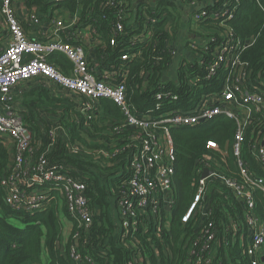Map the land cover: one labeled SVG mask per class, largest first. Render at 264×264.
I'll list each match as a JSON object with an SVG mask.
<instances>
[{
  "label": "built area",
  "instance_id": "built-area-1",
  "mask_svg": "<svg viewBox=\"0 0 264 264\" xmlns=\"http://www.w3.org/2000/svg\"><path fill=\"white\" fill-rule=\"evenodd\" d=\"M130 1L108 0L106 4L124 5ZM184 1L193 7L194 19L199 25L216 24L215 27L200 26L205 32L202 42L189 43L192 50L202 48L211 57L204 78L210 80L219 71L223 73L208 89L198 87L200 76L194 84L185 79V86L202 89L198 97L190 98L187 103L179 95L158 92L154 96L155 105L139 111L127 98L126 82L112 83L109 72L98 76L96 67L89 63L85 45L75 46L67 39L79 25L80 15L69 23L59 16L52 21L61 39L36 40L27 35L21 24L16 0H0V16L7 24V44L0 48V137H5L13 147L12 162L1 181L4 201L21 214L35 215L43 212L52 195L57 194L59 203L63 200L77 225L74 239L79 237V229L88 231L94 222L95 212L90 205L86 181L74 173L72 166L52 159L49 156L52 148L43 149L44 139L35 143L24 117L15 110L11 94L20 82L43 77L72 96H82L76 106L85 120L95 117L102 98L110 99L121 110L122 123L114 127L113 137L104 142L109 151L96 152L72 140L60 124L49 130L47 145H56L58 133L62 131L69 154L101 153L108 157L107 165L115 167L111 177L117 180L112 189L116 213L111 235L128 248L127 239L136 237L138 232L160 236L164 227L170 229L177 203V149L173 130L195 128L220 118L230 119L237 125L232 142L223 146L210 141L209 150L194 172L196 191L181 217L184 226L191 224L199 230L190 243L187 264H215L221 246L229 244L227 234L231 228L235 234L240 232L242 245L246 242L250 264H264V217L258 210L257 199L258 193L264 197V80L253 83L246 69L248 64L241 59V53L254 39L241 38L230 26L240 11L241 0H221L220 5L217 0L210 6L202 5L204 0ZM119 17L124 18L122 13ZM88 29L91 34L97 33L91 26ZM211 29L219 30V34H212ZM117 30H123L121 22ZM78 36L83 37L81 32ZM171 48L175 57L177 52ZM56 52L65 54L73 62L72 74L50 62L49 55ZM174 101L178 103L172 106ZM206 170L210 173L204 175ZM223 188L242 203V228L237 222L229 226L224 218V207L216 201V196L225 194ZM138 243H134L137 253L128 264L145 262ZM70 257L76 264H95L90 255L80 251V246L71 245Z\"/></svg>",
  "mask_w": 264,
  "mask_h": 264
},
{
  "label": "trees",
  "instance_id": "trees-1",
  "mask_svg": "<svg viewBox=\"0 0 264 264\" xmlns=\"http://www.w3.org/2000/svg\"><path fill=\"white\" fill-rule=\"evenodd\" d=\"M107 1L26 0V3L29 7L36 6L42 16H49L50 11L61 7L69 9L72 13L79 11L81 16L79 25L91 26L100 32L90 58L95 56L100 69L105 71L104 73L112 74L113 80H110L112 83L123 80L126 82L127 98L139 111L154 106V96L158 92L179 95V99L185 103L190 98L198 97L202 89L197 86H185L184 80L187 76H200L198 87L204 86L208 89L215 85L217 77L222 75L223 70L210 80L204 78L206 65L211 57L205 54L202 48L197 51L201 57L199 60L194 62L183 60L180 63L181 86H177L174 81L163 80L174 58L169 42L181 25V15L174 14L168 9V0L161 1L156 9L145 7L144 4L136 18L134 28L127 24L130 18V3L125 2L121 5L116 2L114 5H107ZM220 4L221 0L218 5ZM240 5V11L230 26L241 38L254 39L253 44L241 53V59L248 64L246 69L250 79L253 83H259L264 80V0H241ZM120 13L124 18L119 17ZM120 22L123 24L121 31L117 30ZM200 26L215 27L216 24L211 22ZM73 32L76 33L75 30ZM202 32L205 34L203 30ZM209 32L214 35L219 34V30L211 29ZM145 36V41H140ZM49 59L62 71L69 72L72 66L70 59L63 53L54 54ZM69 100L62 101L44 91L38 98L40 103L63 109L61 121L68 128L72 139L83 141L85 145L88 144V148L96 152L100 149H104V152L109 151L110 147L103 141L110 140L113 137L114 127L119 126L123 121L119 107L110 99L102 98L95 117L89 120L81 117L78 123L69 119L70 110L75 103ZM174 103L172 106L177 105L178 102L174 101ZM236 131V123L225 118L195 128L173 130L177 149V203L170 229L164 227L160 236L138 232L136 237L127 239L130 248L119 240H114L111 235L115 223L109 210L115 197L112 189L116 186L117 180L111 177L114 175L115 167L107 165L108 157L105 154L74 156L69 154L65 146H59L49 153L52 159L64 161L72 166L74 173L86 181L90 205L95 212L91 228L88 231L79 229L80 235L74 239L73 235L77 231L75 224L68 243L61 246L64 226L59 216L61 205L57 194L52 195L43 212L35 215L21 214L5 203L1 181L10 163V153L3 139L0 138V264H44L45 261L47 264H76L70 257L71 245L80 246V251L90 255L95 264H128L137 253V248L134 246L137 241L140 242L138 245L145 257L144 264H187L190 243L198 235L199 230L193 228L191 224L184 226L181 217L196 191L193 185L194 172L199 167L204 153L209 150L207 144L210 141L224 146L226 142H232ZM115 135L117 138L120 136L116 133ZM90 140H100L102 143H92ZM232 159L231 156V162ZM223 191L225 194L216 196V201L224 207L223 215L227 224L233 227L237 222L242 228L244 218L241 201L230 195L225 188ZM258 194V210L264 217V197ZM64 209L67 213V206H64ZM227 237L229 244L221 246L215 264H250V257L244 252L240 232L235 234L234 229L231 228Z\"/></svg>",
  "mask_w": 264,
  "mask_h": 264
},
{
  "label": "crops",
  "instance_id": "crops-1",
  "mask_svg": "<svg viewBox=\"0 0 264 264\" xmlns=\"http://www.w3.org/2000/svg\"><path fill=\"white\" fill-rule=\"evenodd\" d=\"M161 1L163 0H144V1L132 0L130 2V9H129L130 18L127 24L130 27L134 28L135 23H136V18L139 15L140 11L142 10V6L145 4L146 5L145 7L156 9L157 6L161 4ZM215 1L217 0H204L202 2V5L208 4V6H210ZM168 2H169L168 9L172 6L178 5L179 9L182 12L183 17H181V25L177 31V34L174 35V38L169 42L170 47H173L175 49V51L177 52V55L173 58L168 70L166 71L164 75V78L165 76H168L169 78L167 80H164L163 78V80L165 82L174 81L175 84L179 86V65L180 63L183 60H187L188 62H194L201 58L200 54L197 52L198 50H192L189 46V43L192 40L202 42L204 33L200 29L199 23L196 22V20L194 19L193 7L190 6L188 2L184 0H168ZM15 6H16L21 24L25 28L27 35L32 39L43 40V41H54V40L61 39L59 35L55 33V28L53 27L52 21L55 18L59 16L65 19L67 23H69L77 17L76 16L77 14L80 15L79 11H77L76 13L75 12L72 13L69 9L65 7H61V8L55 9L54 11H50L49 16H42L39 10L37 9V7L36 6L29 7L26 3V0H16ZM73 31L74 30L71 31L70 38H67V39L72 40L71 43L75 46L78 43H82L85 45V49L87 52L90 65L93 67H96L98 76L102 75L105 71H102L100 69V66H99L100 64L98 63L96 57L93 56V58H90V53L92 52V50L95 49L97 45V40L99 38L100 32L96 30L97 33L91 34L88 27L83 26L82 24L77 26L75 30L76 35L73 34ZM79 32H81V35H83V37L78 36ZM6 36H7V24L5 21L2 20V17L0 16V48L1 49H3L7 44ZM145 39H146V36L140 41L144 42ZM57 53H60V52H56V53L49 55V58L50 56L57 54ZM91 60H93V62ZM73 66L74 65L72 62V66L69 69V72L67 71H64V72H66L67 74H72ZM186 79L189 81V83L194 84L196 82L197 77L187 76ZM42 91L49 93V95L52 97L62 99V101L68 102L69 100L68 97H66L63 94V92H66V90H63L62 87H60L57 83L50 81L43 77H36V78H32V79H29L27 81H23L17 84V86L12 91L11 102L14 105L15 110L24 117L32 133L35 143H38L39 139L42 138L46 142V144H44L46 147L43 146L44 147L43 149L52 148L51 151H54L56 150V148H59V146L60 147L65 146V135L62 131H59L57 144L53 146L51 145L52 147H50V144L47 145V142L50 139L49 130L55 126H58L59 124L63 125L67 131H68V128L61 121V115L63 114L62 108L58 106H48L47 104L43 102L40 103L38 101V98L40 94L42 93ZM70 97H71V94H70ZM69 101H71L72 103L75 102L73 105V108L70 110L71 116L69 117V119L70 121L75 120L78 123H80L81 117L84 118V116L77 110L78 107L76 106V104H78L81 101L80 97L73 96L70 98ZM76 117H77V120L75 119ZM69 136H70V133H69ZM1 139H3L5 146L9 150L10 162H12V155H13L12 144L11 142L6 141L5 137ZM90 141L92 143L94 142L102 143V141L100 140L99 141L90 140ZM79 142L85 145L83 141H79ZM104 142L105 141H103V143ZM86 145L88 146V144ZM9 165L6 169V174L8 173ZM60 205H61V209L59 212V216L61 217V220L64 226L63 241L61 243V246H63L66 243H68L69 237L72 234V230H73L75 223H74V220L70 217L69 213L68 212L66 213V210L64 209L65 205L63 204V200H61ZM115 211H116L115 205L112 204L111 209L109 210V214L112 220L114 221V223H115L114 214L116 213ZM170 226H171V223H170ZM114 229H113V232H114ZM243 247H244V252L246 253V247H247L246 242L243 243ZM44 264H47L46 261L44 262Z\"/></svg>",
  "mask_w": 264,
  "mask_h": 264
},
{
  "label": "rangeland",
  "instance_id": "rangeland-1",
  "mask_svg": "<svg viewBox=\"0 0 264 264\" xmlns=\"http://www.w3.org/2000/svg\"><path fill=\"white\" fill-rule=\"evenodd\" d=\"M169 9H170L174 14H178L179 16L181 15V17H183L182 12H181V10L179 9V6H178V5L172 6V7H170ZM63 94H64L65 96H67L69 99L71 98L69 92H67V91H66V92H63Z\"/></svg>",
  "mask_w": 264,
  "mask_h": 264
},
{
  "label": "water",
  "instance_id": "water-1",
  "mask_svg": "<svg viewBox=\"0 0 264 264\" xmlns=\"http://www.w3.org/2000/svg\"><path fill=\"white\" fill-rule=\"evenodd\" d=\"M141 1H144V0H141ZM169 77L168 76H165V78H164V80H167ZM210 173V170H206L205 172H204V175H207V174H209Z\"/></svg>",
  "mask_w": 264,
  "mask_h": 264
}]
</instances>
